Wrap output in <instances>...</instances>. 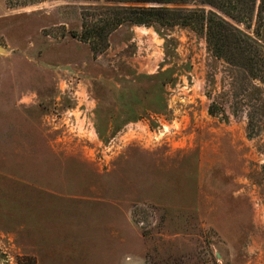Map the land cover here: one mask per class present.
<instances>
[{"label":"rangeland","instance_id":"374dc122","mask_svg":"<svg viewBox=\"0 0 264 264\" xmlns=\"http://www.w3.org/2000/svg\"><path fill=\"white\" fill-rule=\"evenodd\" d=\"M109 5L0 0V264H264L263 62L158 24L94 53L83 17ZM168 7L264 61V0L242 23Z\"/></svg>","mask_w":264,"mask_h":264},{"label":"trees","instance_id":"16d2710c","mask_svg":"<svg viewBox=\"0 0 264 264\" xmlns=\"http://www.w3.org/2000/svg\"><path fill=\"white\" fill-rule=\"evenodd\" d=\"M112 5L92 8L83 17V32L79 37L88 43L94 53L103 52L108 46L110 34L119 27L131 24L165 27L183 26L205 35L209 47L219 57L236 55L238 52L244 63L257 66L261 73L264 61L254 50L253 39L231 25L221 15L206 9L170 8L178 5L200 2L219 10L235 21L242 23L254 13L257 0H105ZM262 10H259V16ZM230 57V56H229ZM262 67H260L261 63ZM262 68V69H261ZM258 75V74H256ZM257 77V76H256Z\"/></svg>","mask_w":264,"mask_h":264}]
</instances>
